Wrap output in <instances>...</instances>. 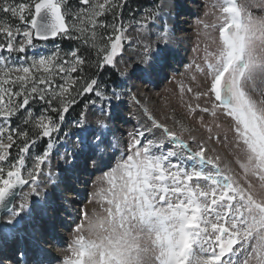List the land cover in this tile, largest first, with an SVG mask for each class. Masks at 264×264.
I'll return each instance as SVG.
<instances>
[{
	"label": "snow or ice",
	"instance_id": "obj_1",
	"mask_svg": "<svg viewBox=\"0 0 264 264\" xmlns=\"http://www.w3.org/2000/svg\"><path fill=\"white\" fill-rule=\"evenodd\" d=\"M80 2L88 7L78 13L76 19L86 18L91 25L90 46L97 50V68H115L116 58L122 51L124 25L109 24L103 17L112 13L116 21L128 0ZM226 2L228 6L223 12L228 15L219 27L216 48L206 52L204 67L197 66L204 73L197 96L210 101V105L200 111L211 112L213 116L220 112L234 121L231 130L237 145L242 146L247 155V163L241 166L246 173L259 178V190H253L251 184L241 186L227 168L221 167L219 156H207L209 149L201 145L193 151L177 132L154 121L151 129L136 132L126 158L104 174L109 187L102 189L100 195L106 199L107 207L103 215L81 212L83 220L76 229L81 234L73 241L72 256L66 264H264V88L260 89L259 98L256 95V86L264 85V16H254L235 0ZM62 6L63 0H30L19 4L3 0L0 6V12L10 13L25 26L24 31L18 28L14 33L11 27L0 24V34L7 37L6 44L0 43V52L9 54L7 58H0L3 59L0 63V120L4 122L0 124V162L9 158V149L17 142L14 137L22 140L18 159L7 170L0 166V210L9 213L8 220L0 221L3 225L15 227L21 214L29 208L27 203L14 205L18 188L31 183L34 185L31 194L41 195L35 187L37 176L52 154L53 133L61 131L65 114L78 103L77 96L96 97L85 104V109L96 110L90 114L103 115L105 119L91 124L85 121V112L80 113L73 122L78 148L67 162L71 166L79 155L87 154L89 159L102 163L104 153L112 147L107 137L112 131L108 122L114 118L115 101H119L120 93L113 89L107 95L108 85L101 87L96 74L87 79L72 75L84 71L88 57L78 48L64 56L57 51L31 62L20 55L27 48L36 47L34 39L48 40L58 35L82 39L89 45L83 28L67 24ZM157 19L160 17L148 13L149 25ZM160 28L157 47L145 49L144 65H133L130 70L121 72V76L149 74L168 46L166 22ZM97 29L107 34L99 41ZM73 30L80 35L73 37L70 34ZM17 35L24 37L19 46L14 43ZM97 43L103 46L97 47ZM13 53L17 54V62L10 64ZM57 77L62 81L59 84ZM97 100L100 101L98 108ZM56 101L60 107L52 108ZM33 102L47 105L45 112L58 113L59 122L42 113L33 123L38 131L29 139L28 131L18 126L13 128L11 121L23 111L28 114L24 123H32ZM156 131L161 133L158 141L147 139L149 135L155 136ZM5 136L9 143H4ZM44 138H48L49 143L42 154L35 156L34 167L28 171L26 180L22 175L26 154L37 139ZM56 140L61 145L64 143L59 136ZM184 159L196 163L188 169L183 166ZM48 177L53 188L62 182L59 176L54 179L53 173ZM42 195L47 196V191ZM85 230L88 237L83 235ZM42 253V249L35 253L31 264H45L46 257ZM19 257L22 259L24 253H19ZM0 264H4L2 256Z\"/></svg>",
	"mask_w": 264,
	"mask_h": 264
},
{
	"label": "rangeland",
	"instance_id": "obj_2",
	"mask_svg": "<svg viewBox=\"0 0 264 264\" xmlns=\"http://www.w3.org/2000/svg\"><path fill=\"white\" fill-rule=\"evenodd\" d=\"M193 1L194 3L190 5L194 4L196 12L183 16L184 18L187 17L186 20H183V26H188L189 28H182L179 30V33L171 34L174 39L176 38L175 40L179 39V35L181 36L183 33L188 36L187 39L180 41L182 46L178 44L179 47H177L176 43V52L177 54L181 53L182 59L176 62L175 53L173 52L167 56L165 62L162 63L163 65L161 64L162 66L154 69L149 76L140 73L131 74L127 77L120 75L121 77L117 85L106 93L110 95L111 91L115 89L120 93V98L119 101H115L117 106L114 110V118L108 122L112 131L107 133V137L112 142V147L104 153L103 162L100 163L98 159H89L87 156L85 163L78 161L73 164L74 166L71 165V170L66 172L62 178L63 191L49 193L52 197L48 202L57 203V206L55 204L46 206L48 214L50 211L51 214L43 222H37L33 226L30 225L34 221L27 217L25 223L21 226L20 229H25L30 236V239L25 241V252L24 250L22 251V247L18 246L22 243L21 236L19 234L15 235V240H13L14 237L12 239L6 238L7 235L4 232L6 230L10 232L12 227L10 225H1L3 233L0 237V243L8 241L6 245L7 250L2 255L0 254V256L4 257V264H25L22 261L23 258L19 257V253L21 252L31 255L29 261L26 259V264H31L34 254L40 248L49 252L54 250L55 252L54 256L53 253L51 255L50 253L47 255L42 253L46 257L45 264H66L68 258L72 256L73 241L77 235L81 234L76 231L77 225L81 224L83 220L81 212L86 211L89 215L93 213L103 215L104 208L107 207L106 199H103L101 195L96 197V194H100L102 189L106 190L109 187L104 174L126 158L129 144L132 142L136 132L145 128L151 129L154 121L163 123L169 129L177 132L183 140L188 142L189 148L193 151L198 150L201 145L209 149L207 156L213 158L219 156L221 167L227 168L229 174L241 186L248 187L251 184L253 190H259L261 183L259 178L252 175L251 172L246 173L241 166L247 163V155L245 149L237 145L236 137L231 130L234 121L231 118L225 117L220 112L216 116H213L211 112L203 113L200 111V109L209 106L210 101L204 97L197 96V93L201 91V85L204 80V73L200 72L197 66L204 67L206 52L214 51L216 48L219 27L222 25L225 16L228 15L223 12V8L228 6L227 2L226 0ZM7 2L19 4L29 3L30 0H7ZM90 2L103 3V0H90ZM147 2L140 10L124 12V20H122L124 21L122 22L124 25L122 51L116 58V67L113 68L119 74L125 69L130 70L133 65L142 64V58L146 56L145 49L150 48L154 50L157 47L159 43L157 37L162 31L160 25L165 22L167 24L166 17L159 11L160 0L154 10L152 0H147ZM235 2L248 8L254 16H264V0H235ZM0 4V6L3 5L2 0ZM87 7L88 5H82L80 0H63L62 12L65 14L67 24L69 26H76L75 28H83L84 30L91 28L86 18L83 21L76 19L77 14L83 12ZM150 12L159 16L160 19H157L154 24L149 25L147 17ZM24 14L25 16L28 15L27 12ZM0 24L11 27L14 33L18 28L21 32L25 30L24 23L18 18H13L10 13L5 14L0 12ZM0 35H2L0 39H4V44H6V35ZM59 38V40L36 43L33 40L36 47H29L25 53L20 55L29 62L39 56H52L57 51H59L61 56H64L73 49L63 48L60 45L61 37ZM23 42L24 37L22 35L15 37L14 43L17 46ZM8 56L7 52H0V58H7ZM16 56V53L11 55L10 64L17 62ZM0 63H3V59H0ZM160 71L165 73L164 79L155 85L151 84L152 77H157L161 73ZM56 82L59 84L62 81L57 77ZM189 88L192 89L191 92L188 91ZM261 88H264V85L258 84L256 86L257 98H259ZM55 103H59V101ZM96 103L98 108L100 101L97 100ZM43 104V102H40L35 111L31 109L32 123H29L30 126L33 127L35 118L39 117L42 113L48 116V111H44L46 105L44 106ZM197 105H199V108H197ZM84 112L87 123L95 124L97 120L105 119L103 115L90 114V112L95 113L96 110L85 109ZM27 116V112L22 111L18 119L11 121L12 127V122L15 124L19 121H24ZM55 118L53 117V120ZM73 122L69 119L63 122L60 132H64V134H61L59 137L64 143L62 145L59 142L54 143L49 162L42 165L40 173L37 176V185L35 187L41 195L45 191L48 192L51 186L48 174H54L55 171L60 170L61 166H70L67 161H71V153L78 148L76 129L73 127ZM3 123L0 120V124ZM59 133H53L52 138L57 137ZM33 137L29 136V139ZM160 137L161 133L156 131L155 136L149 135L147 139L158 141ZM4 143H9L6 136ZM41 147V144L38 143L26 154L25 165L22 171L23 178L26 180L29 179L28 171L34 167V158L37 156L36 153L32 152ZM181 155H184L182 150ZM14 162H10L8 158L0 162V166L7 170ZM182 163L183 166L191 169L196 162L184 159ZM66 180H69V182H66ZM33 187L34 185L31 183L25 185L22 189L23 191L21 190L22 192H20L21 194H19L20 200L17 204L15 202L14 205L18 207L21 203L38 199L41 195L33 196L31 194ZM79 192L83 193L79 194ZM46 198H49V196ZM23 216L26 217L24 212L21 214V217ZM37 216L35 215L34 218L36 219ZM8 219L9 217L5 220ZM55 219L57 220L54 221ZM50 223L52 227H50ZM54 223H57V227H53ZM31 229L37 231L35 235H30ZM54 230H57L60 238L55 237ZM83 235L88 237L89 234L85 230ZM16 248H18V254H14ZM12 252L17 257L8 259L6 254H11Z\"/></svg>",
	"mask_w": 264,
	"mask_h": 264
},
{
	"label": "bare ground",
	"instance_id": "obj_3",
	"mask_svg": "<svg viewBox=\"0 0 264 264\" xmlns=\"http://www.w3.org/2000/svg\"><path fill=\"white\" fill-rule=\"evenodd\" d=\"M191 3H194V1L193 0H160L159 11H160V13H163L164 16L166 17L167 28L169 30V32H168L169 39L167 41L168 46L163 49L161 55L156 59V62L152 65L151 69L149 70V74L154 69H156L157 67L162 66L163 65L162 63L165 62L167 56H169L170 53H173V52L175 53L174 55H175L176 62H179L182 59L181 53L177 54V52H176V43H177V47H179L178 44H180V45L182 44L180 41H183V39H187L188 36H187V34L183 33L181 36L179 35V39L175 40L176 38L174 39V37L171 34L179 33V30L182 28H184V29L189 28L188 26H185V27L183 26V23H184L183 20L187 19V17L184 18L183 16H186L188 14L191 15L194 12H196L194 4L190 5ZM180 38H181V40H180ZM176 55H177V57H176ZM146 58H147L146 56L142 58L141 66L144 65V61L146 60ZM158 72H159V70H158ZM164 72H165V70H164ZM149 74H147V75L149 76ZM158 75H160V77L158 79L155 76L152 77V80H151L152 83H154L153 80H155V82H156V79L158 82L160 78H161L160 81H162L164 79L163 77L165 76V73H164V76L162 75V73H159ZM87 156H88L87 154L79 155L76 158V162L83 161V163H85ZM70 170H71V166H61L60 170H57L54 172L53 178L55 179V176H59V177L63 178L64 174L66 172H69ZM66 182H67V180H66ZM62 185H63V181L58 185L57 188H53L51 185L49 188V191L47 192L48 193L47 196H49V198H46L47 196L41 195V196H39L38 199H34V201L31 200V202H27V204L29 205V208L25 209V211H24V213L26 214V217L25 216L20 217L19 223L15 227L11 226L12 228H11L10 232H7V230L4 232L7 235L6 238L12 239L14 237L13 240H15V235L19 234L21 236V238L23 237L24 246H23L22 250H24V252H25V246H26L25 241L30 239V236L25 231V229H23V228L20 229L21 226L23 225V223H25V220L27 217L34 221L30 226H33V224L35 225L37 222H43L45 220V218H47L49 216V214H51V211L48 214L46 206L47 205H54V204L57 206V203H55V202L54 203L52 201L50 203L48 202L49 199L52 197L51 194H49V193L54 192V191H56V192L63 191ZM22 191H20V192H22ZM82 193L83 192H79V194H82ZM19 194H21V193H19ZM99 196H100V194L97 193L96 197H99ZM17 198L15 199L16 204L18 203V201L20 200L21 197H19L18 199ZM68 198H66V199H68ZM45 213H46V215H45ZM35 215H38L36 219L34 218ZM8 217H9V213H7V212L4 213L1 216V221H4ZM51 217H53V215H51ZM56 220L57 219H55L54 221H56ZM1 225H3V224H1ZM1 225H0V237L3 233ZM53 227H57V223H54ZM7 229H9V228H7ZM36 232H37L36 230L33 231V229H31L30 235H35ZM54 235L56 238H58V237L60 238V235H58L57 230H54ZM7 242L8 241H6V243L5 242L0 243V254L1 255L4 253L5 250H7V246H6ZM40 250H41V248H40ZM42 250H43L44 255H47L49 253H50V255L52 253H53V256L55 255L54 250H52L50 252L43 249V248H42ZM24 258L27 259V261H29L31 259V255H27V253H24ZM24 263L25 264L27 263L26 260Z\"/></svg>",
	"mask_w": 264,
	"mask_h": 264
},
{
	"label": "trees",
	"instance_id": "obj_4",
	"mask_svg": "<svg viewBox=\"0 0 264 264\" xmlns=\"http://www.w3.org/2000/svg\"><path fill=\"white\" fill-rule=\"evenodd\" d=\"M1 1V0H0ZM3 1V0H2ZM158 1L159 0H152V5H153V10L156 9L157 5H158ZM145 3H148L147 0H128L127 5L124 7L123 12L121 15H119L118 19L116 21H113V14L112 13H108L103 17V20L109 24L111 23H116V24H120L124 21V12L127 13L128 11H132L135 12L137 10H140L141 7H144ZM1 5V4H0ZM2 13V12H1ZM76 27V26H75ZM97 40L99 41V38L102 36H106L107 34L104 32V30L102 29H97ZM108 31L110 32L111 30L108 29ZM73 37L80 35V33H78L77 31L73 30L70 33ZM83 35L85 37H87L89 39V45H85V43L83 42L82 39H69L64 35H61V42L60 45L63 46V48L66 49H80L81 53L85 56L88 57V62L86 63L85 67H84V71L82 73L79 74H72L73 76L79 75L81 77H83V79H87L91 76H93V74H96V77L99 79L100 83H101V87H103L105 84L108 85V92L117 85L118 81L120 80V74L115 71L113 68H105V69H98L97 68V61L99 59V57L97 56V50L96 48L91 47V41H92V37H91V28H86V30H84ZM0 37H2V35H0ZM60 39V38H59ZM58 39V40H59ZM0 43H4V39H0ZM103 46L101 43H97V47ZM83 79L81 80V84L83 83ZM77 89L80 87V84L75 86ZM14 91L16 89H13ZM75 94V92L73 91V95ZM94 96L91 94H88L84 97H79L77 96L76 99L78 101L77 104L73 105L70 109L69 112L65 114V120L69 119L71 121H75L76 119L79 118L80 113L82 111H85V104L87 102H89L90 100H94ZM40 105V102H33L31 104V109L33 111L36 110V108ZM45 106V104H43ZM47 108V105L45 106ZM52 108H59L60 107V103H53ZM22 112L19 114L21 115ZM19 115L15 116L12 118V121H14L15 119H18ZM48 116L56 117L54 119V121L59 122L58 121V113L56 112H52V111H48ZM64 120V121H65ZM13 123V128L15 127H19L22 130L28 131L29 136H35V133L37 132V129L30 126L29 124H25L24 121H19L17 123L14 124ZM64 132H60L58 134V136H60L61 134H63ZM16 139V144L10 149V155H9V161H16L18 159L19 156V148L22 147V140L21 138L18 137H14ZM56 141V137L52 138V142ZM38 143L41 144V148L37 149L36 151L32 152V153H36L37 155H39L40 153H42L45 150L46 145L49 143L48 138H44V139H37V142L35 145H38Z\"/></svg>",
	"mask_w": 264,
	"mask_h": 264
},
{
	"label": "water",
	"instance_id": "obj_5",
	"mask_svg": "<svg viewBox=\"0 0 264 264\" xmlns=\"http://www.w3.org/2000/svg\"><path fill=\"white\" fill-rule=\"evenodd\" d=\"M58 36H59V35H58ZM58 36H56V37H50L48 40H36V39H34V40L37 41V42L50 41V40H55V39H57ZM23 188H24V186H21L20 188H18V189L16 190V193H17V194H16V198L18 197L20 191H21ZM16 198H15V199H16ZM14 202H15V200H14ZM14 202H13V203H14ZM4 213H6L4 210H0V219H1V216H2Z\"/></svg>",
	"mask_w": 264,
	"mask_h": 264
}]
</instances>
